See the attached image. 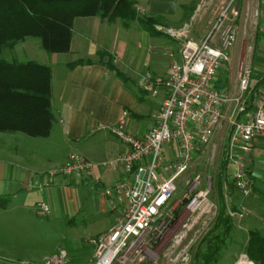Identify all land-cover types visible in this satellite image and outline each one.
<instances>
[{"label":"crops","instance_id":"obj_1","mask_svg":"<svg viewBox=\"0 0 264 264\" xmlns=\"http://www.w3.org/2000/svg\"><path fill=\"white\" fill-rule=\"evenodd\" d=\"M133 1L140 16L157 20L158 32L150 33L138 21L126 27L120 19L76 16L68 52H48L40 38L27 36L0 54L9 62L35 61L48 65L52 86V128L46 137H33L43 140L39 145L25 139L22 132H0V197L3 199L0 217L8 227L9 224L14 227V222L21 228L25 227L24 223L36 222L34 213L41 215L36 208L39 201L50 204L53 216H67L66 211L74 209L79 211L76 203H72L76 189L83 195L96 190L100 210L112 213L111 224L99 234L118 222L121 209L110 203L103 190L129 177L123 168L108 169L102 164L126 151L127 147L107 127L101 126H111L123 110H129L128 130L137 136L145 135L155 124L154 114L166 91L161 88L153 95L140 86V79L147 73L165 76L172 60H180L181 39L172 37L167 30L188 24L187 35L201 40L227 0ZM238 4L243 11L253 12L255 20L249 22L239 18L237 43L231 59L218 71L216 82L228 93L238 94L241 61L246 59L251 63L247 94L251 109L238 115L242 120L252 111L254 99L264 95V0H238ZM247 43L253 45L248 55L245 54ZM74 62L78 64L72 65ZM255 91L257 94L253 97ZM231 109L230 103L223 105L224 117L213 137L219 144L224 143V150L228 145L230 131L226 132V121L232 120ZM73 154L92 161L93 174L81 180L61 173L51 177L50 172L62 167ZM225 162L232 179L233 167L227 160ZM248 163L256 186L264 188V133L256 136ZM158 170L162 177L167 176L162 168ZM44 257L33 260L40 261Z\"/></svg>","mask_w":264,"mask_h":264},{"label":"built area","instance_id":"obj_2","mask_svg":"<svg viewBox=\"0 0 264 264\" xmlns=\"http://www.w3.org/2000/svg\"><path fill=\"white\" fill-rule=\"evenodd\" d=\"M230 0L222 5L212 28L201 40L187 35L189 25L167 32L181 39L180 60L173 59L165 76L149 73L140 86L166 95L156 113L154 126L143 136L128 130L129 110H123L109 129L127 150L104 161L108 169L123 168L129 179L104 188L114 206L121 209L118 222L96 239L93 264H190L192 249L212 229L219 212L211 198L213 181L202 173L178 179L194 167L200 153L212 143L224 117L223 105L234 104L225 159L233 167L234 186L244 196L253 190L249 159L256 136L264 133V95H258L252 111L242 120L234 118L248 107L252 65L246 59L239 67V93L232 95L216 86L218 71L231 59L240 25L239 5ZM172 147V150L170 148ZM214 152V149L212 150ZM211 151V152H212ZM162 168L167 176L162 177ZM94 163L73 154L50 176L61 173L77 180L92 175ZM99 182V178L95 177ZM182 186V187H181ZM226 188V187H225ZM39 213L51 214V206L39 201ZM230 216H243L228 210ZM68 253L60 249L40 262L20 264H67ZM4 263V262H3Z\"/></svg>","mask_w":264,"mask_h":264},{"label":"trees","instance_id":"obj_3","mask_svg":"<svg viewBox=\"0 0 264 264\" xmlns=\"http://www.w3.org/2000/svg\"><path fill=\"white\" fill-rule=\"evenodd\" d=\"M88 15L120 19L126 27L138 21L150 33L158 32L156 19L140 16L133 0H0V54L27 36L40 38L48 52H68L74 18ZM216 86L219 87L217 82ZM51 89L48 65L35 61L9 62L0 57V132L48 136L53 123ZM256 94L255 91L252 96ZM226 170L224 161L216 176L219 212L212 229L202 239L193 264H215L219 260L218 250L233 226L225 184L233 187L234 183ZM2 200L0 197V204ZM204 244L206 251L202 250ZM247 255L264 264V235L260 232L250 231Z\"/></svg>","mask_w":264,"mask_h":264},{"label":"rangeland","instance_id":"obj_4","mask_svg":"<svg viewBox=\"0 0 264 264\" xmlns=\"http://www.w3.org/2000/svg\"><path fill=\"white\" fill-rule=\"evenodd\" d=\"M229 1L227 0L225 3ZM234 3L238 4V0H235ZM239 10L240 19L254 22L253 12L243 11L241 5H239ZM252 46V43H247L245 54H251ZM6 52L7 50H5ZM231 103L233 102H230V105L234 107V104ZM233 107L232 112L234 111ZM248 109L251 108L247 107L244 112ZM158 110L155 112L154 118ZM234 118L240 120L239 116H234ZM226 124V132H229L232 123L227 120ZM21 135L35 144L43 141L41 138H33L26 134ZM224 147L223 142L219 144L213 139L211 145L198 155L193 169L184 173L178 182L184 184L187 177L193 176L197 172L202 173L205 180L211 177L213 181L211 198L219 203L216 176L223 162L226 161L224 160L226 152ZM251 176L253 190L248 196H244L235 186L225 188L228 209L243 216H231L233 226L225 238V243L218 250L219 260L215 264H237L244 256L255 264H261L260 260L253 261L247 255L250 231L255 230L264 235V188L256 186L252 171ZM85 195L80 194L78 189L75 190V201L73 200L72 203H76V209L79 211L75 209L73 212L66 211L67 216L36 215L34 213L36 222L32 220L29 224L24 223L23 226L25 227L23 228L17 222H14V227H11L10 224L8 227L4 219L0 217V264H20L21 261L40 262L42 260L34 261L33 259L46 257L60 249H65L68 253L67 264H93L95 246L90 242V239H96L101 235L99 233L111 224L113 215L110 212L104 213L100 210L101 203L96 190H91ZM73 206L75 205L73 204ZM201 242L202 240L193 246L190 264H193ZM202 247V250L206 251L207 245L204 244Z\"/></svg>","mask_w":264,"mask_h":264},{"label":"bare ground","instance_id":"obj_5","mask_svg":"<svg viewBox=\"0 0 264 264\" xmlns=\"http://www.w3.org/2000/svg\"><path fill=\"white\" fill-rule=\"evenodd\" d=\"M237 264H255L254 262L247 259V257H243Z\"/></svg>","mask_w":264,"mask_h":264}]
</instances>
